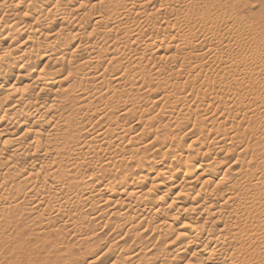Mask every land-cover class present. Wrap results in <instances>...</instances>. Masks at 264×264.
<instances>
[{
  "label": "bare ground",
  "instance_id": "1",
  "mask_svg": "<svg viewBox=\"0 0 264 264\" xmlns=\"http://www.w3.org/2000/svg\"><path fill=\"white\" fill-rule=\"evenodd\" d=\"M0 264H264V0H0Z\"/></svg>",
  "mask_w": 264,
  "mask_h": 264
},
{
  "label": "rangeland",
  "instance_id": "2",
  "mask_svg": "<svg viewBox=\"0 0 264 264\" xmlns=\"http://www.w3.org/2000/svg\"><path fill=\"white\" fill-rule=\"evenodd\" d=\"M256 10H258L259 8L257 7V8H255ZM140 93V92H139ZM133 96L134 97H136L137 96V92H136V90L133 92ZM156 114H157V110H155V112H154V110L152 111V113H151V111H149L147 114L145 113L144 115H145V117H144V115H142V114H139V116L141 115V117H142V122L143 123H139L138 125H136L134 128H133V131H132V133L130 134V135H132L133 137H132V139L131 140H136L137 142H139V147H141V148H144L145 147V149L146 148H148L147 150H144L145 152H148L149 151V153L148 154H144L145 156L147 155H149L148 157L146 156V158H149V159H151V157L153 158L154 156H155V154H157L156 153V151L154 150V151H152V143L150 144V142H148V141H150L151 139H152V136L150 135V131H152V130H154L155 128H156V124H157V122H158V119H156L155 118V116H156ZM148 116V117H147ZM109 118H112L113 120H116V122H115V124H113V126L115 127V126H121V125H116L117 123H120V124H122L123 123V125H124V123H126L124 126H127V125H129V123L130 124H132L133 125V123L135 124V123H137V122H135V120L137 121V118L135 117H133L132 118V116H131V114H124V112L122 111V110H117V111H115L114 112V114H109V113H101V114H99V115H96V116H94V118H93V120H94V123L95 124H97L98 126H103V127H105V123L109 120ZM143 119H146V120H143ZM145 121L147 122V123H145ZM128 122V123H127ZM122 125V126H123ZM107 126V125H106ZM112 126V127H113ZM154 127V129H153V127ZM157 126H158V124H157ZM113 127V128H114ZM147 129H146V128ZM115 128H117V127H115ZM149 128H151V130L149 129ZM145 129V130H144ZM144 131V132H143ZM139 132V134H140V136L141 137H139V134L137 135V133ZM146 132V133H145ZM169 132V129H168V127H163V128H161L160 129V131H159V133L160 134H164V133H168ZM142 133V134H141ZM146 137L145 139H143L144 138V136ZM151 136V137H150ZM147 137H149V138H147ZM140 138V139H139ZM141 138L143 139V142H142V140H141ZM151 138V139H150ZM137 139H139V140H137ZM145 140V141H144ZM147 140V141H146ZM144 142H146L145 143V145H144ZM143 143V144H142ZM126 144H128V142L126 141ZM147 144V145H146ZM152 145V146H151ZM106 146V145H105ZM104 146V147H105ZM129 146H130V144H129ZM128 146V147H129ZM108 147V146H107ZM111 148L109 147V150H110ZM152 155V156H151ZM151 156V157H150ZM137 159V158H136ZM136 159L135 160H133L132 161V163H133V165H134V168L135 167H142V166H146L145 164H147V162L146 161H149V160H146V159H141L142 161H144V162H146L145 164H143L144 162H141V163H138L137 161H136ZM137 160H139V158L137 159ZM140 160V161H141ZM138 164H140V165H138ZM106 233V232H105ZM105 233L103 234V235H100L99 237H98V235L97 236H95L94 237V240H96V239H98V238H106V235H105ZM98 237V238H97ZM114 233H113V235L111 234L110 235V239L112 240V239H114ZM103 242V241H102ZM102 242H100V244L101 245H103V246H105V244H102Z\"/></svg>",
  "mask_w": 264,
  "mask_h": 264
}]
</instances>
